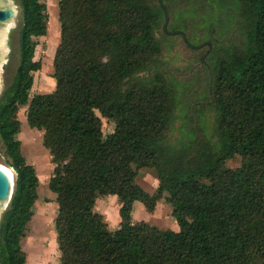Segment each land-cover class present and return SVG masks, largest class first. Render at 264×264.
Here are the masks:
<instances>
[{"label": "trees", "instance_id": "trees-1", "mask_svg": "<svg viewBox=\"0 0 264 264\" xmlns=\"http://www.w3.org/2000/svg\"><path fill=\"white\" fill-rule=\"evenodd\" d=\"M175 1L58 0L54 89L29 97L40 68L32 62L34 38L46 33L48 14L43 0H17L18 63L0 95L3 164L14 173L0 218V264H26L20 240L38 198L39 177L16 138V113L25 105L53 163L59 264H264V0H232L244 40L209 67L216 140L198 124L195 101L183 124H197L181 127L182 139L170 143L181 101L160 72L149 71L161 49L158 26L191 45L164 25L182 13L172 11ZM103 118L114 123L106 135ZM235 155L241 165L227 168ZM141 168L155 172V192L136 183ZM107 195L119 202L115 229L95 210ZM162 199L178 230L133 219L135 201L153 211Z\"/></svg>", "mask_w": 264, "mask_h": 264}, {"label": "rangeland", "instance_id": "rangeland-1", "mask_svg": "<svg viewBox=\"0 0 264 264\" xmlns=\"http://www.w3.org/2000/svg\"><path fill=\"white\" fill-rule=\"evenodd\" d=\"M12 1L16 13L13 18L14 26L10 27L7 33L6 59L0 66V95L11 82L18 63L17 38L20 11L17 0ZM43 1L48 14L47 31L44 35L34 38L36 46L32 62H38L40 68L32 72L33 84L29 90V97L54 89L53 59L60 39L58 0ZM174 3L172 11L182 10V13L175 18L172 13L169 14L168 26L184 32L191 45H188L180 35H163L162 27L158 26L156 35L161 49L149 71L160 72L181 101L175 108L174 119L167 133L168 142L176 143L182 139L181 127L190 129L192 125L197 124V122L183 124L184 118H189L190 104L195 101L200 102L198 109L201 111V117L198 124L201 125L204 133L216 140L215 112L207 91L209 67L217 57L225 55L236 44L243 42L244 25L240 22L232 0H226L223 5L220 0H187L186 2L176 0ZM26 108V105L20 106L17 110L20 131L16 138L20 140L22 155L36 170L39 185L38 198L32 207L33 215L26 224L20 246L26 254V264H59L60 252L57 249L54 227L57 203L54 200L55 194L48 186L53 163L48 150L42 144V131L29 127L26 122ZM113 127L112 120L102 119V132L105 135L110 133ZM4 158V146L0 139L2 163ZM241 163V156L235 155L225 161V166L235 169ZM11 171L14 178L12 168ZM135 181L149 193L155 192L158 185L157 176L151 168L139 169ZM118 208L119 202L116 196L107 195L96 199L95 210L103 214L111 229H115L117 222L119 224ZM171 211V205L164 199L157 202L153 211H147L140 202L136 201L132 215L134 220H143L161 229L175 230L176 221Z\"/></svg>", "mask_w": 264, "mask_h": 264}, {"label": "water", "instance_id": "water-1", "mask_svg": "<svg viewBox=\"0 0 264 264\" xmlns=\"http://www.w3.org/2000/svg\"><path fill=\"white\" fill-rule=\"evenodd\" d=\"M15 13L16 8L12 0H0V66L6 59L7 33L10 27L14 26L13 18ZM166 22L167 18L164 25ZM13 185L14 180H11L9 175L0 168V218L10 201Z\"/></svg>", "mask_w": 264, "mask_h": 264}, {"label": "bare ground", "instance_id": "bare-ground-1", "mask_svg": "<svg viewBox=\"0 0 264 264\" xmlns=\"http://www.w3.org/2000/svg\"><path fill=\"white\" fill-rule=\"evenodd\" d=\"M0 168H2L9 175V177L11 178V180H13V174H12V171H11V168L10 167H8L5 164H3V163L0 162Z\"/></svg>", "mask_w": 264, "mask_h": 264}, {"label": "crops", "instance_id": "crops-1", "mask_svg": "<svg viewBox=\"0 0 264 264\" xmlns=\"http://www.w3.org/2000/svg\"><path fill=\"white\" fill-rule=\"evenodd\" d=\"M135 203H136V201L134 202V204H135ZM134 204H133V206H134ZM117 213H118V211H117ZM114 215H115V214H114ZM115 216H116V215H115ZM119 219H120V218H119V216L117 215V221H119ZM118 225H119V224H118V222H117L116 227H118ZM116 227H115V228H116ZM175 230H178V225H177L176 223H175Z\"/></svg>", "mask_w": 264, "mask_h": 264}]
</instances>
